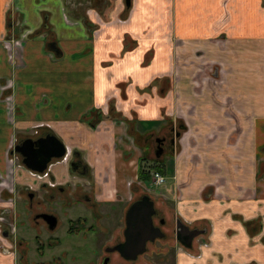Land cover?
I'll return each mask as SVG.
<instances>
[{"label": "crops", "instance_id": "crops-1", "mask_svg": "<svg viewBox=\"0 0 264 264\" xmlns=\"http://www.w3.org/2000/svg\"><path fill=\"white\" fill-rule=\"evenodd\" d=\"M115 1L99 0V14L108 22L101 19L99 27L90 14L89 21L99 29L89 37L91 29L78 14L82 0H0V205L7 192L3 187L8 186L2 181L13 170L6 164L8 150L34 129L49 130L65 146L86 150L84 159L95 177L101 178L108 168V180L116 181L123 195L135 178L133 155L124 158L131 147H121L114 156L103 147L124 138V127L111 123L90 129L87 122L94 125L95 110L104 114L109 99L124 115L131 109L139 120L159 121L172 110L175 91V107L183 111L193 105L195 110L187 125L196 160L189 163L183 153L172 165L180 192L178 211L191 225L206 229L194 239L191 255L177 256V264H264L261 0H133L123 23L116 20L123 6H113ZM223 5L231 9V18L220 26ZM43 25L48 31H41ZM227 26L231 39L219 52L213 42L218 29ZM12 37L19 38L17 45ZM202 58L221 59L236 69L241 89L248 92L247 99L235 101L246 121L244 135H211L213 126L226 129V122L209 96L194 99L191 78L198 71L196 60ZM172 76L179 81L165 95L166 89L158 85ZM155 80L158 92L152 89L150 94L146 87ZM119 83L126 86L123 98ZM42 125L49 129H38ZM51 173L57 180L63 175L60 166ZM204 236L210 246L195 249ZM10 263L0 247V264Z\"/></svg>", "mask_w": 264, "mask_h": 264}, {"label": "flooded vegetation", "instance_id": "flooded-vegetation-1", "mask_svg": "<svg viewBox=\"0 0 264 264\" xmlns=\"http://www.w3.org/2000/svg\"><path fill=\"white\" fill-rule=\"evenodd\" d=\"M118 2V3H117ZM261 8L259 9L260 18L264 21V0H261ZM99 0H82L78 3V14L82 16L85 26H88L91 31L89 37L95 36L101 24L107 23L108 19L100 16ZM119 4L123 6L124 11L116 16V20L123 23L129 19L132 10L133 0H116L113 6ZM98 8V9H97ZM223 19L220 26L231 18V9L225 5L222 6ZM90 14L97 18L99 27L92 24L89 20ZM123 14H126L123 17ZM102 17V18H101ZM100 18V19H99ZM104 21L102 23V20ZM47 29L43 25L42 32ZM38 30V29H37ZM26 31V30H23ZM48 31V29H47ZM35 30L34 34H38ZM230 27L218 29V36L214 40V45L219 52H224L227 48L228 40L231 39L229 34ZM32 33L29 34V36ZM50 36H53L50 33ZM12 44L17 45L16 39L12 37ZM8 46V45H7ZM11 48V44L9 46ZM195 65L198 69L191 81L194 85L195 101L202 97L209 96L213 103L218 105L221 114L225 117L226 129L221 126H213V137L218 135H232L233 139L240 137L246 133V121L242 115L241 108L235 104V101L248 98V92L241 89L240 78L235 75L236 69H230L221 59L202 58L196 60ZM178 76L163 78L158 85L161 89L164 80L166 81L165 95H168L177 81ZM158 80L153 81L146 87V91L151 94L152 89H157ZM125 84V83H121ZM118 86H121L120 83ZM165 86V85H164ZM123 87L121 86V96L123 98ZM119 88V87H118ZM158 94V93H157ZM179 99L176 92H173V101ZM203 99V98H202ZM106 111L104 114L100 110H95L94 125H90V129H94L96 125L111 123L122 125L124 127V138H118L105 150L112 152V156L120 153V142L128 141L131 145V151L124 154V158L134 157L135 178L127 183L125 193L122 195L116 181L108 180L110 170L104 172L101 178L97 179L94 175L93 167H91L85 158L86 150H78L65 146L53 133H51L44 125L38 127L48 131H37L34 129L31 133H26L20 138L13 141L6 155V164H12V174L8 175L2 182L10 185L3 187L6 189V201L14 203L13 193L14 187L17 185L24 191L26 199L27 213H30V219L38 228L33 234V247L36 252V258L43 259L44 251L52 253L49 259L40 260L37 264H63L64 255L57 254L54 249L61 245H67L72 248L76 245V238L81 240L83 245L81 249L85 251L84 256L88 260V264H138V258L143 255H148L150 261L148 264H177V256L179 254H190L194 239L200 234H204L206 229L198 228L185 221L179 213L180 208V192L179 187L175 182V177L172 172V165L175 164L183 153L188 155L189 163L193 164L196 160L192 148L194 140L190 136L187 119L194 115V106L186 105L183 111L177 106L173 111L160 115L159 121H142L137 118L133 110H129L127 115H124L117 110L116 101L109 99L106 102ZM111 104L114 110V117L108 116V105ZM179 105V104H178ZM131 108V107H130ZM173 115V116H172ZM87 126V125H86ZM227 130V131H226ZM48 134L54 135L64 147V155L58 160H50L46 168L41 173H35L27 170L21 164V157L18 153L13 152L15 146H21L26 140L36 141ZM136 150L137 153H134ZM123 154L121 155L122 158ZM17 158L18 163L14 166L11 158ZM54 166H60L63 172L60 180H57L51 173ZM161 170V173L156 172V169ZM143 173L144 178L140 177ZM115 174V168L113 175ZM111 175V176H113ZM142 176V175H141ZM115 177V175H114ZM26 180L23 183L19 179ZM17 182L16 185L9 184ZM155 196L159 199L156 205ZM142 198L151 204L152 214L151 223L153 228L158 229L162 235L160 238H154L151 241L144 243V252L134 260H128L117 251V246L124 243L125 231V215L129 207L140 201ZM11 205H9L10 207ZM2 218L0 217V247L5 250V254L13 264L15 246L24 250L22 239L17 243L15 235L12 233L14 228L12 224L13 210L4 208ZM165 214L169 216L165 217ZM47 221L52 224H47ZM180 223L188 230L197 231V235L191 239L189 248H184L180 245L174 236L175 223ZM47 233L46 236H44ZM210 235V234H209ZM206 241V240H205ZM201 241L196 243L195 249L201 247ZM203 246L209 247L210 242L206 241ZM70 251H72L70 249ZM126 253V252H124ZM198 254V255H197ZM191 255V254H190ZM195 258H199L197 251ZM189 256V255H188ZM243 264H254L253 262Z\"/></svg>", "mask_w": 264, "mask_h": 264}, {"label": "water", "instance_id": "water-1", "mask_svg": "<svg viewBox=\"0 0 264 264\" xmlns=\"http://www.w3.org/2000/svg\"><path fill=\"white\" fill-rule=\"evenodd\" d=\"M129 4V0H126ZM21 146H15L13 152L21 157V164L32 172L41 173L50 160H58L64 155L62 143L52 134H48L36 141L29 139L24 141ZM151 204L142 198L133 203L125 215L124 243L118 245L117 251L125 259L134 260L144 252V243L162 235L158 229L153 228L151 223ZM47 224L50 225L47 221ZM52 224L50 225V227ZM197 231L188 230L182 224L175 223V240L184 248H189L191 239L197 235ZM126 252V253H124Z\"/></svg>", "mask_w": 264, "mask_h": 264}, {"label": "rangeland", "instance_id": "rangeland-1", "mask_svg": "<svg viewBox=\"0 0 264 264\" xmlns=\"http://www.w3.org/2000/svg\"><path fill=\"white\" fill-rule=\"evenodd\" d=\"M165 85V86H164ZM164 88H166V81L164 80L163 85ZM178 96V95H177ZM172 111L175 108L176 111V107H175V103H172ZM174 113V111H173ZM173 116V115H172ZM131 147L130 143L128 141H126V143L120 144V146L122 147V149L127 148L128 146ZM134 153H137L136 150H133ZM13 159L12 162L14 164V166H16V164L19 162L17 158H11ZM9 184H14L16 185V183H12L10 181ZM8 188H11V186L9 185ZM4 197V203L2 205H0V217L2 218L3 215H5V212H3L4 208H8V209H12L13 210V215H12V226L14 228L13 230V234L15 235V239L17 240V243H20V239H22V242L24 243L23 248L24 250H21L20 247L18 248L17 246H15L16 251H13L14 254V260H13V264H37V262H39L40 260H47L49 259V257L52 255V253L50 252H45L44 251V258L39 259L36 258V252L34 251V247H33V234L35 232V229L38 228L34 225V223L32 222V220L30 219V213H27V209H26V199H25V194L24 191L22 189H20L17 185L14 187L13 189V193L11 194V197H13V201L14 203H10L6 201V197L5 195H3ZM151 197L154 199L156 205H158L159 203V199L156 198L155 196ZM9 205H11L9 207ZM165 217L169 216V214H165ZM4 220H6L5 218H3ZM47 233L44 235L46 236ZM75 240V244L76 245H72V248H70V246L68 247L69 243H66L67 245H61L60 247L54 249V251L57 250V254H59V252L61 251L62 253H60V255H64L65 257L63 258V264H88V260L87 258L84 256L85 251H83L81 249V246L83 245V243H81V240L79 238L74 239ZM203 244L206 242L205 241V236L203 239L200 240ZM199 242V241H197ZM70 249L72 251H70ZM200 256V255H199ZM150 261V258L148 255H143L141 257L138 258V264H148V262ZM90 264V263H89Z\"/></svg>", "mask_w": 264, "mask_h": 264}, {"label": "trees", "instance_id": "trees-1", "mask_svg": "<svg viewBox=\"0 0 264 264\" xmlns=\"http://www.w3.org/2000/svg\"><path fill=\"white\" fill-rule=\"evenodd\" d=\"M108 116L114 117V110L111 104L108 105ZM155 171L161 173V170H159L158 168ZM140 177L145 179L142 172L140 173Z\"/></svg>", "mask_w": 264, "mask_h": 264}]
</instances>
